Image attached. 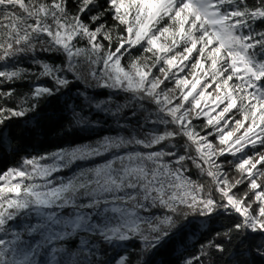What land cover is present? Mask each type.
I'll return each instance as SVG.
<instances>
[{
    "label": "snow or ice",
    "instance_id": "obj_1",
    "mask_svg": "<svg viewBox=\"0 0 264 264\" xmlns=\"http://www.w3.org/2000/svg\"><path fill=\"white\" fill-rule=\"evenodd\" d=\"M260 25L264 0H0V153L18 157L0 170V264H152L190 217L221 216L174 264H264ZM69 93L67 127L97 138L26 153Z\"/></svg>",
    "mask_w": 264,
    "mask_h": 264
},
{
    "label": "trees",
    "instance_id": "obj_2",
    "mask_svg": "<svg viewBox=\"0 0 264 264\" xmlns=\"http://www.w3.org/2000/svg\"><path fill=\"white\" fill-rule=\"evenodd\" d=\"M264 28V25H260L258 30ZM45 62L58 61L59 58L43 55ZM20 66L27 67L30 70H38L36 66L32 65L29 61H21ZM44 84H51L46 78L43 80ZM72 87H82V85H74ZM30 90L29 83H21L17 88L19 93H26ZM72 99L71 93L64 96L52 97L42 109V119L40 122L39 130L32 135L25 137L26 148L25 151L28 154H43L45 152H51L61 147L75 146L77 144L92 142L97 138L96 133H82L78 130L69 129L67 127V121L62 114L65 101ZM79 103V100H77ZM203 121H198L200 125ZM17 131L18 129H14ZM100 134H103L102 132ZM18 157L14 156L11 151L7 154L0 153V170L13 166ZM229 159V158H222ZM195 172V169L193 170ZM242 191V189H241ZM192 224L188 229H185L183 238L181 241H173L165 247L161 248L159 252L153 256L152 264H174L176 260V247L182 245L187 248L185 255H190L195 252L200 244L204 241L213 238L216 231L221 230L231 223L232 218L221 216L213 221H203L207 224L205 229H201L202 221L196 217H190ZM235 243V242H234ZM183 250V248L181 249ZM114 253H109L113 255Z\"/></svg>",
    "mask_w": 264,
    "mask_h": 264
},
{
    "label": "rangeland",
    "instance_id": "obj_3",
    "mask_svg": "<svg viewBox=\"0 0 264 264\" xmlns=\"http://www.w3.org/2000/svg\"><path fill=\"white\" fill-rule=\"evenodd\" d=\"M26 61H27V60H26ZM19 66H20V65H19ZM181 75H183V74H181ZM44 79H45V78H42V79L39 81V83L44 84V82H43ZM237 118H239V117L237 116ZM202 123H203V122H202ZM202 123H201V124H202ZM227 158H229V159H233V158L230 157V156L227 157ZM102 162H103V158H97L95 161H91V162H89V163L92 164V163H102ZM225 167H228L229 169H231V166H229V165H226ZM76 168H77V165H74L72 169H69V170H67L65 173H62V174H63V175H70L72 171L76 170ZM229 174H230L231 176H235V175H237L235 172H232L231 170H230ZM75 243H78V242H74V244H75ZM72 250L75 251V246L72 247Z\"/></svg>",
    "mask_w": 264,
    "mask_h": 264
}]
</instances>
